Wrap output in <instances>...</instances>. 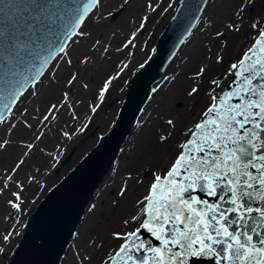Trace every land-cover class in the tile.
I'll use <instances>...</instances> for the list:
<instances>
[{
    "label": "snow or ice",
    "instance_id": "1",
    "mask_svg": "<svg viewBox=\"0 0 264 264\" xmlns=\"http://www.w3.org/2000/svg\"><path fill=\"white\" fill-rule=\"evenodd\" d=\"M102 2L0 0V15L10 22V27L0 25V127L6 126L0 135V150H7L13 143L4 137H10L15 129L33 128L30 119L40 128L32 140L19 141L24 149L21 157L11 174L6 169L5 175L0 176V194L13 184L18 189L11 192L14 199L7 201L18 213L24 203L21 196L24 185L16 180L15 174L25 164V158L34 155L46 135L45 129L51 130L49 125L58 121L57 113L62 109L67 108L72 113V121L80 119L75 114L69 91L62 93L58 103H49L42 117L31 115L28 108L21 110L18 105L23 103L26 94L38 95L39 85L45 78L56 82L59 62L73 66L72 46L80 42L76 38L91 37V32L84 29ZM127 2L125 0V4ZM201 3L207 4L208 0ZM255 6L256 0H234L233 13L226 24L214 27L208 22L218 48L212 53V48L208 47L207 52L211 54L196 63L195 71L188 77L191 83L185 95V99L198 103L204 91L207 102L190 126L183 127L181 139L177 140L166 167L145 170L151 171L152 177L145 194L134 201L132 211L122 219L123 230L110 232V237L118 243L113 251L105 252L100 264H202L205 260H214L215 264H264V11L252 16L250 13L255 11ZM107 15L112 16V12ZM13 16L17 18L13 20ZM145 20L147 17L141 20L140 28L144 27ZM245 28L248 29V45L238 58L226 60L229 40ZM188 35H192L191 30ZM135 36L133 32L115 51L130 47ZM110 47V44L102 46L100 38L91 43V49L101 56L106 55ZM90 58L87 53L82 58L77 57L85 66ZM216 67H222L223 71L214 72ZM78 79V72H70L66 85L71 88ZM113 79L109 76L104 80L95 104L89 102L92 113L97 112ZM175 79V76L165 77L169 82ZM82 87L87 89L88 84ZM158 89L159 85L152 92ZM35 111L39 112V107ZM160 119L163 125L156 134V141L164 146L175 136L178 118L170 114ZM143 123L137 121L138 126ZM87 127L85 123L80 129L73 125L74 131H59L62 137L71 139L76 131ZM56 149L61 150L59 144ZM46 155L56 161L55 152ZM117 171L114 168L113 175ZM27 179L30 183L36 180L32 175ZM143 183L139 171L135 175L127 171L121 178L117 199L112 201L113 208L121 207L133 184ZM196 192L215 199H202L193 195ZM96 208V204H91L89 213ZM142 231L159 243L153 245L151 240L142 239ZM11 235L4 236V240ZM103 247L97 236L89 239L83 251H76L74 256L78 264H92L89 249Z\"/></svg>",
    "mask_w": 264,
    "mask_h": 264
},
{
    "label": "rangeland",
    "instance_id": "2",
    "mask_svg": "<svg viewBox=\"0 0 264 264\" xmlns=\"http://www.w3.org/2000/svg\"><path fill=\"white\" fill-rule=\"evenodd\" d=\"M124 3L125 0H103L102 6L98 10H94L95 15H92L91 19L87 21V26L84 29L86 32H91V37L76 38L80 42L72 46L73 66L69 67L63 62H59L60 68L57 72L56 82L53 83L50 79L45 78L43 83L39 85L38 95L32 96L31 94H26L22 98L23 103L18 105L21 110L28 108L31 115L42 117L49 103H58L62 97V93L69 91L75 114L80 119L79 121H72L70 128L65 127L67 126V122L64 119L71 121L72 113L67 108L62 109L57 113L59 117L58 121H54L49 125L51 130L45 129L46 135L39 142V146L35 150L34 155L31 158H25V164L15 174L16 180H19L24 185V190L21 193L24 201L21 212L18 213L7 203L9 199H14L11 192L18 190L15 184L10 189L5 190L3 194H0V249H3V251H0V264H5L10 255L12 256L11 253L19 237H21L20 234L25 225L24 221L27 219L26 217L31 213L49 187L74 166L95 145L97 140H99V136L114 124L113 121L117 118L120 105L126 93L124 88L126 80L149 55L155 39L174 12L178 0H129L117 18L111 19V16L107 15L108 12H114ZM233 4L234 0L209 1L198 22L199 24H197L198 26H196L192 35L187 38L168 65L161 81L158 83V91L153 94L147 106H145L144 114L140 119L141 121H144L149 111L152 110V126L155 127V125L162 122L160 119L161 116L166 118L168 115L176 112L175 115L178 118V125L183 122L184 126H190L197 114L204 108L207 102V96L202 91L198 97L199 102L193 103L185 99L186 92L184 95H181V93H183L188 77L195 71L196 63L203 61L206 55L211 54L207 52L208 47L212 48V53L217 51L218 42L213 40L214 32L208 27V22L211 21L214 27H222L232 16ZM262 11H264V0H256L255 11H252L250 14L256 16ZM103 17H106V19H101ZM144 17H147V20L144 21V27L140 28L141 20ZM133 32L136 33L133 44L121 52H116L115 49L122 47L123 43L131 37ZM247 32L248 29L245 28L241 34L229 40V48L234 44L236 39H239V43L238 45L234 44L235 47L232 51L228 48L225 57L226 60L229 57L232 60L238 58L241 45L249 41ZM113 33H115V36H113ZM96 38L102 40V46L104 44L111 45L106 55L101 56L99 52H94L91 49V43ZM85 53L91 57L86 66L80 64L77 59V57L82 58ZM213 71L221 73L223 69L222 67H216ZM70 72L79 73V79L71 88L66 85V79ZM109 76L114 77L109 86L110 90L105 94V98L97 109V112L92 113L88 107L89 102L92 104L97 102L96 96L98 90L103 86L104 80ZM173 76L176 77L174 81L169 82L165 80V77L170 79ZM85 83L88 84L87 89L82 87ZM186 87L188 88V85ZM43 98L45 99L44 102ZM78 101L81 103H77ZM42 102L44 105L41 104ZM181 104L183 105L182 107L180 106ZM37 107L40 109L39 112L35 111ZM30 123L33 124L31 130L24 129L21 126L15 129L10 137H4L11 139L13 143L7 147V150H0V176L5 175L6 169L11 174V169L21 157L24 149L20 147L19 141H30L33 138V134H38L40 131L36 121L30 119ZM85 123L88 124V127L83 131H76L71 139H66L60 135V129L74 131L73 125L75 129H80ZM4 127H0V135H3ZM139 127L138 124L135 126V130L133 131L135 134L127 139L123 147H125V150L131 151V156L135 159L140 157L146 159L147 156L151 155L148 158L150 160L149 165L145 169L136 167L134 170L127 166V170H123L118 175H113V169H118L125 162V160L119 157L99 185L89 204V207L91 204L97 205L95 212L89 213L88 207L83 219L84 221L82 220L83 223H87V230H83L82 233L87 232V234L84 239L81 237L80 243L83 246L79 247L78 250L83 251L86 247V242L97 236H99L104 244L102 249H89V254L92 256V264H100V260L104 257L105 252H111L115 249L117 241H114L110 237V232L114 229L123 230L121 221L132 211L127 206L133 202L134 198H139V194L142 195L145 193L146 186L152 178L151 171L165 167L175 150L174 140L168 146H157L154 143L149 145V131L141 135V127ZM139 134L140 139L134 141ZM57 144L60 145L61 150L56 149ZM41 148L44 149V152L40 151ZM72 151L74 152L70 161L63 164L59 172L56 173L59 164ZM48 152H55L56 161H53L46 155ZM42 155L47 156V160L40 161ZM36 168H39L40 171L37 172ZM147 169L151 171H145ZM127 171H135L133 172L134 175L139 171L140 179L144 183L133 184L131 191H129L127 197L121 203V207L114 209L112 201L117 199L116 194L121 185V178ZM29 175L35 176L36 180L30 183L27 179ZM10 210L13 212H10ZM9 233H12V235L5 241L4 236L9 235ZM77 233L81 235L79 227ZM79 235H75L76 238L73 240V244H71V251L75 248L74 244H76V240L78 238L80 239ZM62 264H66V261ZM75 264H78L77 259Z\"/></svg>",
    "mask_w": 264,
    "mask_h": 264
},
{
    "label": "water",
    "instance_id": "3",
    "mask_svg": "<svg viewBox=\"0 0 264 264\" xmlns=\"http://www.w3.org/2000/svg\"><path fill=\"white\" fill-rule=\"evenodd\" d=\"M81 3H86V0H81ZM208 3L203 4L201 0H178L174 12L155 39L149 55L126 80L124 88H127V93L126 96L124 94L121 103L123 105L122 107L120 105L119 117L114 126L111 125L110 131L111 127L101 134L99 143L97 144V140L95 145L81 157H84L83 161L78 163L80 158L74 170L67 175L76 164L49 187L38 201L26 217L28 218L38 206L37 210L28 218L26 228L24 225L19 247L16 250L20 237L13 249V251L16 250L14 258L10 255L7 260L8 264L61 263L85 217L91 203L89 199L94 197L99 185L121 154L125 134L127 135L124 139L126 141L130 131L137 124L145 105L154 94L152 89L161 81L168 65L183 45L181 41L185 42L189 38L188 31L193 32L195 29L190 26L193 24L197 26ZM126 4L124 3L123 6L112 12L110 18H117ZM22 7L23 5H21ZM198 9H202V11ZM197 17L199 19H196ZM16 18V16L12 17L13 20ZM0 25L10 27L8 18L0 15ZM21 30L24 29L21 28ZM73 152H70L59 164L56 173L59 172L63 164L70 161ZM55 185L58 186L51 190ZM48 192L47 198L41 202ZM193 195L202 199H215L208 197L203 192H196ZM142 239L151 240L153 245L159 243L149 233L143 231ZM202 264H215V261L205 260Z\"/></svg>",
    "mask_w": 264,
    "mask_h": 264
},
{
    "label": "bare ground",
    "instance_id": "4",
    "mask_svg": "<svg viewBox=\"0 0 264 264\" xmlns=\"http://www.w3.org/2000/svg\"><path fill=\"white\" fill-rule=\"evenodd\" d=\"M202 17V16H201ZM200 21V20H199ZM199 24V23H198ZM198 26V25H197ZM196 29V28H195ZM191 36V35H190ZM238 43H239V39H236L235 40V42H234V44H236V45H238ZM248 43H249V41L246 43V42H244L242 45H241V50L243 49V48H245L247 45H248ZM232 45L229 49H230V51H232L233 49H234V47H235V45ZM241 50H240V52H241ZM100 68V67H99ZM101 70H102V68H100ZM167 70V69H166ZM165 70V71H166ZM191 82L188 80L187 81V83L185 84V87L188 85L189 86V84H190ZM158 85V84H157ZM157 85H156V87H157ZM185 87H184V89H183V93H181V95H184L185 94V92H186V90H185ZM186 89H187V87H186ZM126 90V93H127V88L125 89ZM126 93H125V96H126ZM46 95H48L47 93H46ZM153 96V95H152ZM152 98V97H151ZM44 98H43V102H44ZM150 101V100H149ZM41 103V104H43L44 105V103ZM40 104V105H41ZM148 104V103H147ZM147 104L145 105V106H147ZM123 105V104H122ZM122 107V106H121ZM121 107H120V109H121ZM120 109H119V112H120ZM144 109H145V107H144ZM144 109H143V111H142V113L140 114V116H139V118H138V120H140L141 119V116L144 114ZM148 110V109H147ZM149 111V110H148ZM119 112H118V115H117V118H116V120H115V122L117 121V119H118V117H119ZM176 113V112H175ZM175 113H173V114H175ZM36 116V115H35ZM137 120V121H138ZM64 121H66L67 122V127L68 128H70V125L72 124V120L71 121H68V120H66V119H64ZM115 122H114V124H115ZM152 122H153V117H152V110H150L149 111V114L147 115V117H146V119L144 120V123H143V125L142 126H140L139 128H140V133H141V135H142V133H145L146 131L148 132V144L149 145H151V143H154V144H156L157 146H159L158 144H157V141H156V134H157V132H158V130L160 129V127H162V125H163V121L162 122H160L159 124H157V125H155V127H153L152 126ZM114 124L112 125V127L114 126ZM135 126H137V124L135 125ZM112 127L109 129V131L112 129ZM151 127H152V129H151ZM183 127H184V123L183 122H181L179 125H178V128H177V131H176V134H175V136L173 137V139L172 140H174V145L176 144V142H177V140L178 139H181V131H182V129H183ZM135 128V127H134ZM132 129L131 131H130V133H129V135H128V137H127V139L128 138H130V136L132 135H134L135 133L133 132L135 129ZM128 134V133H127ZM126 134H125V136H124V139L126 138ZM123 139V141H124V145H125V143H126V141H127V139H126V141ZM140 139V134L139 135H137V137L135 138V140L134 141H138ZM101 139L99 138V140H98V142H97V144L99 143V141H100ZM123 145V146H124ZM170 145V144H169ZM122 146V149L124 150L120 155H119V157H120V159H122V160H125V162L120 166V167H118V171H117V174L116 175H118V174H120L123 170H127V166H129L130 168H133V170H134V168H136V167H139L140 169H145L148 165H149V161L150 160H148V158L149 157H151V155L150 156H147L146 157V159L144 158V157H140V158H138V159H135L134 157H132L131 155H132V152L131 151H127V150H125V147H123ZM164 146H168V144L167 145H164ZM130 150V149H129ZM118 155V154H117ZM83 159H84V157L83 158H81V160L78 162V163H80V162H82L83 161ZM119 159V160H120ZM42 160H47V156H41V159H40V161H42ZM122 160H121V162H122ZM120 162V163H121ZM77 166V164L67 173V175L71 172V171H73L74 170V168ZM166 167V166H165ZM165 167H163L162 169H164ZM133 172H135V171H133ZM65 178V177H64ZM63 178V179H64ZM58 185H55L51 190H53L54 188H56ZM50 190V191H51ZM49 191V192H50ZM49 192L45 195V197L41 200V202L42 201H44L46 198H47V196H48V194H49ZM145 194V193H144ZM140 195V196H139ZM138 196L139 197H142V195L141 194H139ZM90 201H92V199H89ZM134 200H136L135 198H134ZM134 200H133V202H131L128 206H127V208H129V209H132V205H133V203H134ZM38 207V206H37ZM37 207L35 208V210L32 212V214L37 210ZM10 212H13V211H11L10 210ZM9 212V213H10ZM31 214V215H32ZM83 214V213H82ZM30 215V216H31ZM29 216V217H30ZM28 217V218H29ZM28 218L26 219V221H25V228H26V225H27V220H28ZM84 221V220H83ZM83 221H82V223H81V225L79 226V229H80V234L81 235H79V237H80V239L77 241L76 240V244H74L75 245V248H74V250H72L71 251V244H73V240L76 238V237H74L73 238V240H72V242H71V244H70V246H69V248H68V250L66 251V253H65V256L64 257H66L65 258V261H66V264H75L76 263V258H75V256H74V253L78 250V248L79 247H81V246H83L81 243H80V241H81V237H82V239H84V237L86 236V234H87V232H83L82 233V231L84 230V231H86L87 230V227H86V224L87 223H83ZM19 222H20V220H19ZM18 222V223H19ZM22 234H21V237H20V240H19V242H18V244H17V247H16V250L18 249V247H19V244H20V242H21V238H22ZM75 242V241H74ZM118 243V242H117ZM117 245V244H116ZM76 247H77V249H76ZM16 250L12 253V258H14V253L16 252ZM71 251V252H70ZM64 261V258L62 259V261H61V263L60 264H62L63 262H65ZM9 262H7V264H8ZM99 264V263H98Z\"/></svg>",
    "mask_w": 264,
    "mask_h": 264
}]
</instances>
